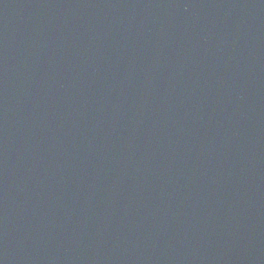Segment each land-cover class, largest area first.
Returning <instances> with one entry per match:
<instances>
[{"label": "water", "instance_id": "water-1", "mask_svg": "<svg viewBox=\"0 0 264 264\" xmlns=\"http://www.w3.org/2000/svg\"><path fill=\"white\" fill-rule=\"evenodd\" d=\"M0 264H264V0H0Z\"/></svg>", "mask_w": 264, "mask_h": 264}]
</instances>
